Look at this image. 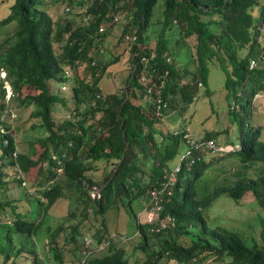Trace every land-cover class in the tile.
Returning <instances> with one entry per match:
<instances>
[{
	"label": "trees",
	"instance_id": "1",
	"mask_svg": "<svg viewBox=\"0 0 264 264\" xmlns=\"http://www.w3.org/2000/svg\"><path fill=\"white\" fill-rule=\"evenodd\" d=\"M58 2L67 3L75 18L62 22ZM258 4L0 0V36L7 26L13 30L0 40V213L10 218L0 216V264L62 263L64 242L79 250L75 264H129L125 250L116 246L124 242L121 234H109L105 224L107 211L120 207L136 221V264H264V127L254 121L256 100L264 97L263 16L255 22L252 15ZM118 22L129 74L120 93H103L99 81L122 54L103 41ZM210 63L224 74L223 126L194 135L185 112L206 87ZM12 109L28 110L27 121L14 122ZM26 126L43 128L44 136L16 153L15 128ZM208 140L216 151L191 145ZM228 156L240 159V169L234 179L215 182L212 161ZM251 162L263 166L255 177L245 173ZM98 168L100 181L89 176ZM12 186L34 190L10 198ZM200 186L206 192L199 196ZM246 194L260 208L258 237L246 238L207 214L218 197L238 202ZM135 199L144 201L139 210L132 207ZM71 200L74 209L54 217L52 212ZM155 205L160 206L155 220L137 221L141 209ZM90 215L100 222L91 237L82 236ZM40 236L45 258L37 257L34 244ZM107 240L106 253L92 257Z\"/></svg>",
	"mask_w": 264,
	"mask_h": 264
},
{
	"label": "rangeland",
	"instance_id": "2",
	"mask_svg": "<svg viewBox=\"0 0 264 264\" xmlns=\"http://www.w3.org/2000/svg\"><path fill=\"white\" fill-rule=\"evenodd\" d=\"M67 6H69L67 3H56L57 8L55 10L60 16L61 21L64 23L66 21H70L72 19L71 16L75 18L73 14L68 12V10L66 9ZM260 14L263 16V18H261V22L259 25L263 24L264 26V0H259V4L255 6L252 10V15L255 22L258 21V17ZM122 25L123 22H118L117 24H115L112 27L110 35L103 41V46H105L108 50L116 46L118 50L122 49V54H120L119 61L109 65L106 70V73H104V75L99 81V86L101 87L103 93H120L125 86V80L129 74L130 61L128 60V51L125 48V43H123L122 41L118 43V37L121 32ZM259 27L262 28V26ZM12 31L13 30L11 29V25L5 27L2 31V35L0 36V40L6 37L8 32ZM187 40L193 42L192 38H188ZM107 53V50H105L104 48L100 53L103 55L102 60L106 61L109 58ZM184 60H188V57L186 56ZM140 81H143L141 77ZM223 82L224 74L221 69L217 67L215 63H210L208 65V79L206 87H201L198 90L196 99L185 112L187 117V125L194 135H200L204 132L212 130L217 131L223 126ZM56 88L57 87L54 85V89ZM137 94H140V92H137ZM256 101L258 113L254 116V121L256 124L262 125L264 127V97H260ZM57 107L60 113L65 111L64 108L59 106ZM11 112L15 114L13 120L14 122H17L18 119H25L26 117H28V110L18 111L16 109H12ZM20 114L21 117H19ZM4 118L7 119L6 117ZM26 119L24 123L27 121ZM234 129V131H231L230 137L232 138V140L237 141L239 134L237 132L238 123L235 124ZM18 130L19 128H15V133L16 135L18 134V136L16 137L18 141L16 153L25 151L27 147V142L34 141L44 136V129L40 127L31 128V126H26V129L23 128V130ZM262 134H264V131L262 132ZM247 138H249V134H247ZM212 162L213 167H215L218 172V177L215 182H223L224 179H234L236 177L234 173L240 169L241 165L240 159L232 156L224 157L219 160H213ZM262 170L263 166L261 162H251L246 164L245 173L248 177H255L256 175L260 174ZM102 172L103 169L98 168L97 170L90 172L89 176H91L97 181H100L102 177ZM33 173L34 172H31L30 175L32 176ZM211 187L212 184L210 181H208L207 191ZM33 190V188H28L27 190L23 186H12L8 191V197H19L28 191L29 193H32ZM204 191L206 192V188L204 186L198 187L199 196L202 195ZM92 195H96V191L92 193ZM137 202L138 204H135ZM75 205V200H71L70 203L65 202L64 204L59 205L58 208H56L55 211L52 212V214L54 215V217H59L60 215H64L67 211L74 209ZM142 205H144V201L142 199H135L133 201L132 207L135 210H139L140 206ZM209 209L210 210L207 211V214L211 216L212 222L227 227L231 230L238 231L246 238H249L251 236H259L260 228L258 227V213L260 212V208L254 204L253 197H251L250 194L244 195L238 202H234L233 199L228 198L226 196H220L214 201L213 205L209 207ZM147 211V209L140 211L136 217L137 221H139L140 223L146 222ZM0 216L2 217L3 221H10L9 214H7L6 212H3V214L0 213ZM104 216L106 228L109 234H126L128 236L123 237L124 242H117L116 246L118 248L121 247L125 250V256L127 257L129 264H136L134 263L135 256L133 252L134 240L138 237L135 219H133L132 217L128 218L130 215L128 216V212L125 211L124 207H120L119 209L116 208L108 210ZM53 221L54 220H50V223H52ZM99 222L100 218H95L94 216L90 215L89 218L84 221V225L80 228L81 235H87L91 237V232H94L95 227L98 226ZM45 224L47 225L46 221ZM43 238L44 236H40V238H37L34 243L37 244L39 250V253H37L38 258H45V245L39 243L44 242ZM17 239H19V237H15V240ZM63 240V235H61L60 241ZM25 241L30 243L31 241L33 242V239L25 238ZM62 245L64 248L63 262L58 263L50 260L46 261L45 264H75L74 256L76 254L78 255L79 250L74 249V244L71 242H64L62 243ZM31 247V245H28L27 249H31ZM105 253L106 251L104 250H97L96 252H94V254H92V257L101 256ZM26 259L29 261L30 259H32V255H29Z\"/></svg>",
	"mask_w": 264,
	"mask_h": 264
},
{
	"label": "built area",
	"instance_id": "3",
	"mask_svg": "<svg viewBox=\"0 0 264 264\" xmlns=\"http://www.w3.org/2000/svg\"><path fill=\"white\" fill-rule=\"evenodd\" d=\"M102 28L100 27L99 30H101ZM128 38V36H126ZM142 79H144V77L141 76ZM192 143V142H190ZM191 145H194V147L197 149V148H201L202 146H205L209 149H212L214 151H216L218 149L217 145L214 143V141L212 140H208L206 141L204 144H200V143H194V144H191ZM190 153L189 150H186L185 155H188ZM154 194V192H153ZM160 209V206L159 205H155L153 208L151 209H147L148 211L146 212L147 216H146V221H152L156 215L158 214V211ZM85 242L87 243L88 240L85 239ZM108 244V241H105V242H102L100 245H99V248L102 249L104 248L106 245Z\"/></svg>",
	"mask_w": 264,
	"mask_h": 264
},
{
	"label": "clouds",
	"instance_id": "4",
	"mask_svg": "<svg viewBox=\"0 0 264 264\" xmlns=\"http://www.w3.org/2000/svg\"><path fill=\"white\" fill-rule=\"evenodd\" d=\"M236 149H237V148H236ZM152 208H153V207H152ZM150 209H151V208H150ZM143 210H145V208H144ZM143 210H141V211H143ZM159 210H160V209H159ZM158 213H159V211H158ZM156 216H157V215H156ZM153 220H155V218H154ZM153 220H152V221H153ZM152 221H146V222H152ZM137 233H138V231H137ZM123 237H125V235H124V234H121V235H120V238L123 239ZM107 241H108V240H107ZM108 242H109V241H108ZM100 244H101V243H100ZM106 246H107V245H106ZM106 246H105V247H106ZM92 247H93V245H92ZM97 248H98L97 250H102V249H103V248L100 249L99 246H97ZM97 250H96V251H97Z\"/></svg>",
	"mask_w": 264,
	"mask_h": 264
}]
</instances>
